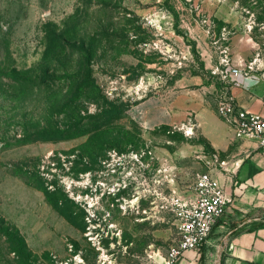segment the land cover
Listing matches in <instances>:
<instances>
[{"label": "rangeland", "instance_id": "obj_1", "mask_svg": "<svg viewBox=\"0 0 264 264\" xmlns=\"http://www.w3.org/2000/svg\"><path fill=\"white\" fill-rule=\"evenodd\" d=\"M260 57L264 0H0V264H161L174 199L228 159L129 109ZM212 253L225 263L224 242Z\"/></svg>", "mask_w": 264, "mask_h": 264}, {"label": "crops", "instance_id": "obj_2", "mask_svg": "<svg viewBox=\"0 0 264 264\" xmlns=\"http://www.w3.org/2000/svg\"><path fill=\"white\" fill-rule=\"evenodd\" d=\"M263 65L249 75H231L229 80L215 75L213 79L199 81V91L190 98L185 90H179L177 98L169 100L162 94L146 95L134 103L129 115L146 130L176 126L190 118L198 123L195 131H202L213 148L228 159L223 168L215 173L232 199L227 213L214 226L216 236L204 243L200 251L186 250L179 264H210L212 247L226 245L224 264H264V145L256 138H239L233 128L218 118L200 93H233L244 108L264 113ZM202 91V92H201ZM187 96V97H185ZM236 225V227H234ZM211 233V235H212Z\"/></svg>", "mask_w": 264, "mask_h": 264}, {"label": "built area", "instance_id": "obj_3", "mask_svg": "<svg viewBox=\"0 0 264 264\" xmlns=\"http://www.w3.org/2000/svg\"><path fill=\"white\" fill-rule=\"evenodd\" d=\"M222 62H228L223 59ZM253 64L242 62L230 71L222 70L221 77L229 80L230 76L249 75ZM264 103V93L262 95ZM218 114L231 125L239 138H256L264 145V113L242 107L233 93L223 94L218 104ZM198 123L194 118L176 126L188 136H193ZM210 168L198 172L195 178V197L188 203L174 199L182 206L179 212L177 228L179 239L170 245L164 254L161 264H179L180 258L186 250L200 251L204 243L210 238L214 226L227 213L232 199L227 194L225 186L218 179L212 164L218 163L223 168L227 163L219 154L215 153L207 161ZM65 264H68L67 262Z\"/></svg>", "mask_w": 264, "mask_h": 264}, {"label": "bare ground", "instance_id": "obj_4", "mask_svg": "<svg viewBox=\"0 0 264 264\" xmlns=\"http://www.w3.org/2000/svg\"><path fill=\"white\" fill-rule=\"evenodd\" d=\"M137 199H135L133 202H136Z\"/></svg>", "mask_w": 264, "mask_h": 264}, {"label": "trees", "instance_id": "obj_5", "mask_svg": "<svg viewBox=\"0 0 264 264\" xmlns=\"http://www.w3.org/2000/svg\"><path fill=\"white\" fill-rule=\"evenodd\" d=\"M234 227H236V225H234Z\"/></svg>", "mask_w": 264, "mask_h": 264}]
</instances>
